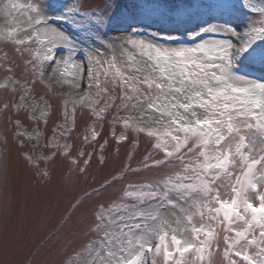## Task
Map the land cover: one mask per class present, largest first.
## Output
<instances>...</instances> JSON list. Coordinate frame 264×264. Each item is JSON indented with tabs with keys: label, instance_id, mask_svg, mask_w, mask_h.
Instances as JSON below:
<instances>
[{
	"label": "snow or ice",
	"instance_id": "snow-or-ice-1",
	"mask_svg": "<svg viewBox=\"0 0 264 264\" xmlns=\"http://www.w3.org/2000/svg\"><path fill=\"white\" fill-rule=\"evenodd\" d=\"M9 252L264 264V0H0Z\"/></svg>",
	"mask_w": 264,
	"mask_h": 264
},
{
	"label": "rangeland",
	"instance_id": "rangeland-1",
	"mask_svg": "<svg viewBox=\"0 0 264 264\" xmlns=\"http://www.w3.org/2000/svg\"><path fill=\"white\" fill-rule=\"evenodd\" d=\"M169 2H174V0H169ZM141 151H143V145L141 147ZM139 157H137L138 159ZM135 165V161L133 162ZM55 226V221H46L41 220L37 223L30 240L28 241V249L31 251H35L37 246L40 245L46 238L47 232ZM48 252H52L54 255L55 249L49 245L48 248L45 249V253L42 255H46ZM14 258V254L9 252L8 254H0V264H3L4 259H12Z\"/></svg>",
	"mask_w": 264,
	"mask_h": 264
}]
</instances>
